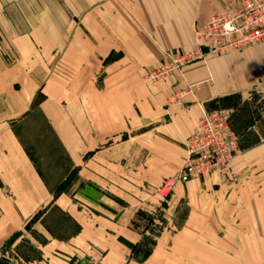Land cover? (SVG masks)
Returning <instances> with one entry per match:
<instances>
[{
	"label": "crops",
	"instance_id": "1",
	"mask_svg": "<svg viewBox=\"0 0 264 264\" xmlns=\"http://www.w3.org/2000/svg\"><path fill=\"white\" fill-rule=\"evenodd\" d=\"M237 4L0 0V253L23 232L15 244L25 238L40 253L29 264L128 261L142 240L135 214L160 204L156 190L182 168L202 110L221 98L264 97V43L207 55L155 85L145 80L166 53L194 51L209 18ZM254 133L229 173L173 189L154 247L137 264H264V136ZM63 166L96 197L54 195Z\"/></svg>",
	"mask_w": 264,
	"mask_h": 264
},
{
	"label": "built area",
	"instance_id": "2",
	"mask_svg": "<svg viewBox=\"0 0 264 264\" xmlns=\"http://www.w3.org/2000/svg\"><path fill=\"white\" fill-rule=\"evenodd\" d=\"M264 43V0H238L235 8H224L209 18L195 34L194 51L174 50L165 60L146 74L145 80L155 85L169 77H180L187 65L226 52H236ZM187 86L171 97L169 104H178L191 93ZM183 147L186 157L180 171L164 183L161 193L192 179L224 175L239 153V143L230 124V111L222 108L202 110L201 116Z\"/></svg>",
	"mask_w": 264,
	"mask_h": 264
},
{
	"label": "rangeland",
	"instance_id": "3",
	"mask_svg": "<svg viewBox=\"0 0 264 264\" xmlns=\"http://www.w3.org/2000/svg\"><path fill=\"white\" fill-rule=\"evenodd\" d=\"M40 98L41 97L39 95L36 96V99L34 101V106H37L38 102H40ZM226 105H230V106H226ZM217 108L227 109L230 111L231 128L237 135L239 144L241 143L244 135L246 134H250V138H252V135L253 136L255 135L254 132H258L260 135L264 136V97L257 95V94H249V95H245L240 98L238 97V98L232 99L229 102L225 101V103H223L222 106H219ZM184 152H185V149H184ZM57 162L65 165V161L61 155H59V159L57 160ZM62 168L64 169V172H66L63 177L64 180H62V182H60L59 184L55 185L54 193H56L60 185L63 184L62 190L64 192L66 191L68 195L70 196H72L73 194L80 196L82 193H85L89 195L91 198H93V196L96 197V192H93L94 190L92 188L85 186L83 183H79V185L77 186V183L74 182L76 179V173L73 170H69V169L67 170L64 166ZM65 169L67 171H65ZM42 170L44 171V174L48 178V182L52 184L55 181L54 180L55 178L52 177V172H49L50 169L45 170V168L44 169L42 168ZM229 171L227 173H229ZM227 173H225L224 175H226ZM55 176L56 175H54V177ZM166 181H164V183ZM164 183H162V185L159 188H157L156 193H155L160 201V204L158 205V207L153 208L149 211L138 209V211L135 214V217L133 220V227L138 232H140L141 237H142L141 243L144 240L146 241V243H148V241L155 240L156 236L158 235V233L160 232L164 224L163 223L164 219L162 215L163 214L162 208H164L163 205H165L166 200L169 198L173 189L177 186V185L174 186L173 189L167 194L163 192L161 193ZM181 184H184V183H181ZM76 200L79 203L83 202L79 198ZM40 217L33 223H30L28 228H24V232H26V236L32 233L31 228L33 224L40 219ZM54 217H56V219H60L61 215L54 211V214L52 215V219H54ZM22 233L23 232H20V235H22ZM21 240L26 241L28 243V241L25 240V238H22ZM28 246H24L21 243L15 244L14 242L4 254L5 259L8 261L7 264H29L27 261H25L26 259L33 258V257L40 258L35 254V252H33L36 250L32 249L30 245ZM143 249H145V247L143 248L139 247V250H143ZM130 252L131 253H130L129 259L128 261H126L125 264H137L138 262H140V259L142 257V252L140 251L132 252L131 249H130ZM50 261L51 263H54V258H51ZM96 263L97 261L93 259L89 261H85V260L83 261L77 258H71L67 262V264H96ZM3 264H6V263H3Z\"/></svg>",
	"mask_w": 264,
	"mask_h": 264
},
{
	"label": "trees",
	"instance_id": "4",
	"mask_svg": "<svg viewBox=\"0 0 264 264\" xmlns=\"http://www.w3.org/2000/svg\"><path fill=\"white\" fill-rule=\"evenodd\" d=\"M225 99L221 98L218 99L216 101H214L213 103L210 104L209 108L207 110L213 109V108H217L219 106H222L223 103H225ZM229 106V105H226ZM63 184L60 185V187L57 189L56 193H54V195H58L61 192H63ZM43 213L42 212H38L36 215H34V217L28 222V224L25 226V228L29 227L30 223H33L34 221H36ZM20 236L19 233H16L14 235H12L3 245L2 249H1V253H0V264L6 263L7 264V260L4 257L5 252L7 251V249L17 240V238ZM144 242V243H143ZM21 244L24 246H28V243L26 241L21 240ZM155 241H148V243H146V241H142V243L140 242L139 244L136 245H130L129 248L131 249L132 252L134 251H140L142 252V257L140 259V262L144 261L149 254L151 253L153 247H154ZM146 245V246H144ZM29 247V246H28ZM139 247L143 248L145 247V249L143 250H139ZM35 252V254L40 257V253L38 251H33ZM26 259V258H25ZM25 261H28L27 259Z\"/></svg>",
	"mask_w": 264,
	"mask_h": 264
}]
</instances>
